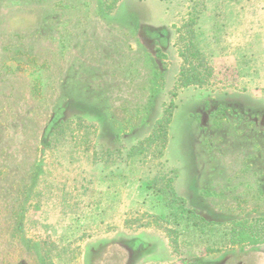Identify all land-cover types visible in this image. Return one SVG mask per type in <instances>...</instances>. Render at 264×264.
Wrapping results in <instances>:
<instances>
[{
	"label": "rangeland",
	"instance_id": "rangeland-1",
	"mask_svg": "<svg viewBox=\"0 0 264 264\" xmlns=\"http://www.w3.org/2000/svg\"><path fill=\"white\" fill-rule=\"evenodd\" d=\"M185 13L0 0V264H264V246L205 251L151 189L207 221L264 216V0L206 1L212 76L177 90Z\"/></svg>",
	"mask_w": 264,
	"mask_h": 264
},
{
	"label": "trees",
	"instance_id": "trees-1",
	"mask_svg": "<svg viewBox=\"0 0 264 264\" xmlns=\"http://www.w3.org/2000/svg\"><path fill=\"white\" fill-rule=\"evenodd\" d=\"M179 1L185 3L186 13L180 24L175 26L177 43L180 45L177 48V52L182 61L175 81V89L177 90L190 87L191 85L203 86L208 83L212 76V68L195 43V27L207 0ZM103 2L106 7L108 5L115 8L120 0H103ZM169 107H172V105L170 104ZM168 116L167 120L172 117L171 113ZM59 136H61V128L57 124L53 126L48 134L44 144L45 148L50 149L51 142L54 140L58 141ZM115 152L119 158L122 157L119 149L115 150ZM151 189L155 190L156 193L166 195L165 205L170 210L172 218L178 221L181 220V222H185L186 227H192L200 232L198 238L203 244L208 245L205 251L217 253L244 245L264 246V216L225 223L207 221L197 216L191 209L186 208L184 202L179 197H176L170 185V180L162 187H159V189L152 184ZM171 232L180 236V233L175 230Z\"/></svg>",
	"mask_w": 264,
	"mask_h": 264
}]
</instances>
